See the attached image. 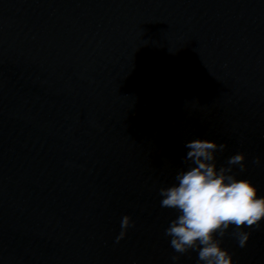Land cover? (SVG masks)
I'll return each instance as SVG.
<instances>
[{"label": "water", "instance_id": "1", "mask_svg": "<svg viewBox=\"0 0 264 264\" xmlns=\"http://www.w3.org/2000/svg\"><path fill=\"white\" fill-rule=\"evenodd\" d=\"M194 139L264 197V0H0V264H197L159 195Z\"/></svg>", "mask_w": 264, "mask_h": 264}, {"label": "clouds", "instance_id": "2", "mask_svg": "<svg viewBox=\"0 0 264 264\" xmlns=\"http://www.w3.org/2000/svg\"><path fill=\"white\" fill-rule=\"evenodd\" d=\"M188 149L183 163L186 171L176 175V185L160 189L161 207L173 209L177 217L165 230L170 245L181 255L195 251L197 264H233L232 256L221 247L222 240L231 228V235L239 247L247 246L251 232L264 220V197L258 195L253 184L237 179L233 168L245 172V156L236 154L227 161V166L217 170L216 152L226 150V144L194 139L185 143ZM260 164V159L254 161ZM134 225L129 216L121 221L118 243L127 230ZM218 237V238H217ZM179 256H173L178 261Z\"/></svg>", "mask_w": 264, "mask_h": 264}]
</instances>
